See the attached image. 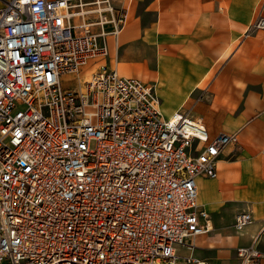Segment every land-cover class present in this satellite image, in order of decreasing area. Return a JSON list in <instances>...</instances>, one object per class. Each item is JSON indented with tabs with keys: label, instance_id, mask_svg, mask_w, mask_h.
I'll return each instance as SVG.
<instances>
[{
	"label": "built area",
	"instance_id": "2783aa9c",
	"mask_svg": "<svg viewBox=\"0 0 264 264\" xmlns=\"http://www.w3.org/2000/svg\"><path fill=\"white\" fill-rule=\"evenodd\" d=\"M124 21L109 0L0 7V264H176V246L207 230L195 177L215 176L236 135L163 117L152 85L104 63L62 83L103 59L100 38ZM251 219L238 213L234 226ZM237 254L259 264L254 245Z\"/></svg>",
	"mask_w": 264,
	"mask_h": 264
},
{
	"label": "crops",
	"instance_id": "0c3cea01",
	"mask_svg": "<svg viewBox=\"0 0 264 264\" xmlns=\"http://www.w3.org/2000/svg\"><path fill=\"white\" fill-rule=\"evenodd\" d=\"M109 2L125 14L121 30L100 38L108 49L103 59L64 77L63 85L85 79L104 63L152 85L163 117L181 111L210 138L235 134L237 141L217 156L215 176L195 177L208 228L191 246H176V264L188 256L204 264H239L237 248L248 245L258 249L264 264V27L256 26L264 18V0ZM241 212L252 219L238 230L235 216Z\"/></svg>",
	"mask_w": 264,
	"mask_h": 264
},
{
	"label": "bare ground",
	"instance_id": "6f19581e",
	"mask_svg": "<svg viewBox=\"0 0 264 264\" xmlns=\"http://www.w3.org/2000/svg\"><path fill=\"white\" fill-rule=\"evenodd\" d=\"M108 13H109L108 11L102 12L103 17L107 18L108 17ZM71 22H72V20H71Z\"/></svg>",
	"mask_w": 264,
	"mask_h": 264
}]
</instances>
